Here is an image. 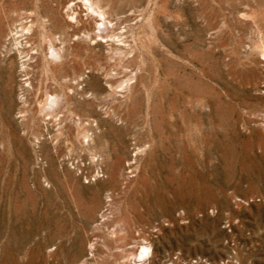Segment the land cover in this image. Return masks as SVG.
I'll list each match as a JSON object with an SVG mask.
<instances>
[{
  "label": "rangeland",
  "instance_id": "obj_1",
  "mask_svg": "<svg viewBox=\"0 0 264 264\" xmlns=\"http://www.w3.org/2000/svg\"><path fill=\"white\" fill-rule=\"evenodd\" d=\"M0 264H264V0H0Z\"/></svg>",
  "mask_w": 264,
  "mask_h": 264
},
{
  "label": "bare ground",
  "instance_id": "obj_2",
  "mask_svg": "<svg viewBox=\"0 0 264 264\" xmlns=\"http://www.w3.org/2000/svg\"><path fill=\"white\" fill-rule=\"evenodd\" d=\"M73 1H74V0H73ZM70 3H71V2H70ZM71 4H72V3H71ZM71 4H70V6H72ZM75 5H76V4H75ZM67 6H68V5H67ZM67 6H65V7H67ZM84 8H85V7H84ZM67 9H68V8H67ZM72 9H73V7H72ZM80 9H81V8H80ZM73 10H74V9H73ZM83 10H84V9H83ZM65 12H66V10H65ZM68 12H69V11H68ZM68 12H67V13H68ZM71 13H72V12H71ZM86 14L88 15V13H86ZM64 15H65V14H64ZM69 15H71V14H69ZM71 16H73V13H72ZM84 16H85V15H84ZM97 16H98V15H97ZM65 17H66V15H65ZM69 17H70V16H69ZM69 17H68V18H69ZM70 19H71V18H70ZM68 21H69V20H68ZM62 26H63V25H62ZM86 27H87V26H86ZM91 28H92V27H91ZM76 30H77V28H76ZM75 32H77V31H75ZM66 33H67V32H66ZM77 33L79 34V32H77ZM74 34H75V33H74ZM80 34H81V33H80ZM81 37H82V36H81ZM65 39H66V38H65ZM81 39H82V38H81ZM82 40H83V39H82ZM86 42H87V41H86ZM64 43H65V42H64ZM82 44H83V43H82ZM65 48H66V47H65ZM73 49H74V48H73ZM76 50H77V49H76ZM72 52H73V51H72ZM67 53H68V52H67ZM69 54H70V53H69ZM73 55H75V54H73ZM55 56H57V55H55ZM60 56H61V55H60ZM66 56H67V55H66ZM71 56H72V55H71ZM61 57H62V56H61ZM68 57H69V56H68ZM76 57H77V56H76ZM65 58H66V57H65ZM72 58H73V56H72ZM70 59H71V58H69V61H70ZM74 59H75V57H74ZM74 59H73V60H74ZM48 60H49V59H48ZM66 60H67V58H66ZM71 61H72V60H71ZM64 62H65V61H64ZM66 62H68V61H66ZM73 62H76V61L74 60ZM49 63H50V62H49ZM68 63H69V62H68ZM68 63H67V65H68ZM81 63H82V62H81ZM75 64H77V62H76ZM75 64L73 63V64H70V65L72 66V65H75ZM79 64H80V62H79ZM70 65H69V66H70ZM80 65H81V64H80ZM61 66H62V65H61ZM76 66L78 67V65H76ZM63 67H64V66H63ZM81 67H82V66H81ZM81 67H78L80 71H81V69H82ZM67 68H68V67H67ZM73 68H74V67H73ZM80 68H81V69H80ZM65 69H66V68H65ZM70 69H72V68H70ZM70 69H69V70H70ZM76 69H77V68H76ZM60 70H61V69H60ZM72 70H73V69H72ZM66 71H67V70H66ZM80 71H79V73H80ZM72 72H74V71H72ZM53 73H54V72H53ZM74 73H76V72H74ZM63 74L65 75V73H63ZM56 75H57V74H56ZM67 75H68V74H67ZM69 75H70V74H69ZM72 75H73V74H72ZM75 75H77V74H75ZM65 76H66V75H65ZM80 76H81V75H80ZM80 76H79V77H80ZM75 78H76V76H75ZM10 82H11V81H10ZM68 83H69V82H68ZM61 85H62V84H61ZM71 85H72V84H71ZM77 85H78V84H77ZM65 86H66V85H65ZM65 86H64V87H65ZM69 86H70V85H69ZM66 88H67V87H66ZM62 89H63V88H62ZM67 89H68V88H67ZM5 94H6V93H5ZM82 94H83V93H82ZM68 98H69V97H68ZM12 100H13V99H12ZM48 100H49V99H48ZM9 106H10V105H9ZM75 109H76V108H75ZM72 118H73V117H72ZM94 121H95V120H94ZM78 133H79V132H78ZM147 144H148V143H147ZM140 152H141V151H140ZM116 178H117V177H116ZM115 180H116V179H115ZM115 180H113V182H114ZM116 181H118V180H116ZM116 181H115V182H116ZM117 183H118V182H117ZM115 184H116V183H115ZM115 184H114V185H115ZM117 186H118V185H117ZM133 235H134V234H133ZM142 235H143V233H142ZM140 237H141V236H140ZM142 238H143V237H142ZM138 241H140V240H138ZM144 245H145V244H144ZM146 246H147V245H146ZM142 247H143V246H142ZM142 247H141V248H142ZM145 249H146V248H145ZM146 250H147V249H146ZM143 252H145V251H143ZM140 253H141V252H140ZM144 254H146V253H144ZM139 255H141V254H139ZM143 256H144V255H143ZM146 256H147V255H146ZM140 258H141V257H140ZM141 259H142V258H141Z\"/></svg>",
  "mask_w": 264,
  "mask_h": 264
}]
</instances>
